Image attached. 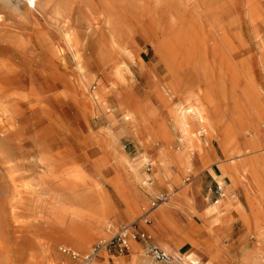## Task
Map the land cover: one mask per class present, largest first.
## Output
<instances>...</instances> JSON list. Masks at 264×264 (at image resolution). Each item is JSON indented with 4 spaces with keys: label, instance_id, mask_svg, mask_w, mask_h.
Here are the masks:
<instances>
[{
    "label": "rangeland",
    "instance_id": "obj_1",
    "mask_svg": "<svg viewBox=\"0 0 264 264\" xmlns=\"http://www.w3.org/2000/svg\"><path fill=\"white\" fill-rule=\"evenodd\" d=\"M110 37L118 52L110 49ZM263 66L264 0H0V264H68L61 248L86 253L170 196L169 229L178 230L184 219L190 229L198 217V231L211 235L207 213L221 191L209 169L226 163L218 129L237 124L236 105L248 118H260L247 76L264 107ZM169 87L177 89L170 93ZM203 92L209 99L197 102L216 130L208 141L199 134L209 161L202 164L196 155L190 171H176L169 156L156 158L162 146L170 155L180 146L168 110L182 96L196 102ZM126 113L136 117L129 127ZM161 121L172 139L148 147L145 139ZM243 133L248 140L253 135ZM122 155L153 188L151 194L146 183L135 185L145 196L130 220L110 184L123 170ZM254 155L264 162V149ZM157 170L165 174L163 183ZM234 192L244 203L242 190ZM242 235L235 230L218 244L226 253L250 250L253 237ZM190 238L179 245H191ZM178 240L163 241L176 246ZM215 242L202 244L214 252ZM99 257L109 256L101 253L91 264H106Z\"/></svg>",
    "mask_w": 264,
    "mask_h": 264
},
{
    "label": "bare ground",
    "instance_id": "obj_2",
    "mask_svg": "<svg viewBox=\"0 0 264 264\" xmlns=\"http://www.w3.org/2000/svg\"><path fill=\"white\" fill-rule=\"evenodd\" d=\"M225 45L227 49H230L232 52H234L233 47H231V45L227 41L225 42ZM110 49L114 51L113 53H115L116 51L118 52L119 44L114 37H110ZM247 80H248L247 83L251 87L255 97L261 100L262 96L258 92V90L255 88V86L253 85L250 75L247 76ZM179 85H181V83H179ZM169 88L171 90L170 93L171 92L174 93L175 90L177 89L176 88L174 90L173 87H169ZM167 89L166 88L162 89V91L165 92L166 96H169L171 94L168 93ZM259 91H261V89ZM179 93H182V92H179ZM197 97L198 96L195 97L196 102H190V101L185 100L184 97L182 96V98H179L178 103H176V105L169 108L168 119L171 123L173 135H174L172 136V138L175 137V139L178 140V142L180 143V146L178 147L177 152L173 151L172 153V151H170L172 153L171 155L167 153L166 147L162 146L160 148L161 151L159 152L158 150L159 155L156 156L157 160L159 161L165 159L166 156H169V160H170L169 163L176 167V171H180L183 173L190 171V166L192 164L191 161L196 155L199 156L200 163L202 164L208 163L209 160L202 150L203 149L202 143L204 142V140L202 141V139L200 138V135L203 134L205 139L208 141L213 136V133L216 132V130L214 129L215 127H213L209 119L205 117L204 105L202 103L200 104L197 102V100L201 101L203 99L206 100V98L209 99L210 96L208 97L207 93L203 92L202 98L201 97L197 98ZM257 99H256V103H257L258 108L255 107L256 109L255 111H257L260 117L258 118V120H255L254 117L248 118L249 116L248 117L245 116V113L241 110V108L238 105H236V107L233 108V110H235V114L237 117L236 120L234 121H236L237 124L233 126L231 128L232 130L230 131H229V128H228V131L226 132L218 129L219 131V134H218L219 136L217 140L218 146L220 148V151L226 163H223L222 165L218 164L217 169L216 168L209 169L212 175L218 179V185L221 191L218 200L216 199L217 202L215 203V207H214V211L216 212V215L219 216L221 214L220 209L223 204L225 206L226 205L228 206L227 210L230 215V220L226 224L223 225V228L225 229V227H228L229 223L232 224L233 219H237L240 221L243 232L245 231V233L242 235V238H244L247 235H251L255 242V245L250 250L243 248L240 252H236L237 264H264V162L261 159V155L260 157H257L254 155L257 150L264 149V132H263L264 125H262L263 127H261L262 130L261 128L258 127L259 120L264 121V107L260 106V103L258 102ZM141 113H142V110H141ZM150 118L151 117H149V119ZM133 119L136 120V117L129 115L128 113L124 114V122L127 125V127L130 126V123L131 121L133 122ZM194 124L197 127H199L198 129L199 132H194L192 130V125ZM247 125L249 126V129L245 130L244 126H247ZM145 130L147 131V129ZM243 131H245L247 135L249 133H252L253 135L251 136V139L249 140L245 139ZM153 133H154L153 136L149 137L148 139L147 138L145 139L148 144V147L152 145L155 146L153 143H156L159 138L163 140V143L164 142L167 143L166 141H168L169 139H172L167 127L162 121L158 122L157 129ZM204 144L206 145L205 142ZM122 160H123L122 161L123 170L121 169L120 171H118V175L111 180L110 184L113 188L114 193L117 195V197L122 202L125 203L126 205L125 216L128 218V220H130L135 214L138 213L137 211L138 205L140 204V202L143 200V197L145 196V195L143 196V193L140 192V190L136 189L135 185L139 183L141 184L146 183L147 185H149L150 186L149 188H145V193L153 194V191H152L153 188L151 186L152 184H150L151 182H148L147 180L145 182L143 181L147 176L142 177V175L139 174L135 170L136 167L134 168L132 164H130V161L127 160V158L123 155H122ZM169 170L174 175V172L170 168ZM128 175H130V179L132 178V181L128 180L129 179ZM164 175L165 174L162 171L160 170L156 171L155 176L159 183H163L164 178H165ZM174 180L177 181L176 175H174ZM239 188L242 190L244 203L238 200L239 199L238 195H236L234 192L235 189H239ZM173 201L174 199L170 196L169 199L167 198V200L161 202L160 205L158 204L159 206L157 208L151 210L152 212L151 219H153V223H154V226L152 227L151 231L157 238V241H159V243L161 244L162 248L161 247L159 248L163 249L164 251H166L167 253L171 255L172 253H170L167 250L169 249L170 251L173 252V254L175 253L176 255H178L181 262L184 264H217L219 263L218 261H220L221 257L219 259L218 250H217L219 239H216L218 238L216 235L217 233L220 232V230L219 231L212 230L211 232V235L213 236V238H215L214 240L216 241L215 242L216 247H215L214 252H211L208 250V248L211 245L208 248H205L203 245L204 243L202 242L203 243L202 244L196 239L195 237L196 234H194L193 238H192V235H185V237H187L188 239L191 236L190 238L192 241L191 245L194 248H198L199 250H201L203 253L207 255L208 258L206 262H201L200 257L194 251H187L185 253L179 254L178 253L179 251L176 248H173L171 245H169L168 243L164 242L161 239L162 234H163V228L165 225L163 222L164 220L163 207L164 206L166 207V205L171 206ZM184 201L186 202V199H184ZM142 202H144V200ZM189 203L191 202L189 201ZM188 207L189 206H187V208ZM193 212H189L188 214L189 215L195 214ZM190 229L193 231L192 232L193 234L194 232L196 233L199 228L194 224V222H191ZM151 238H152V235H151ZM186 242H188V240ZM72 246L75 250H78V251L83 250V247L80 242H73ZM67 250H70L77 254H83V253H78L68 248ZM48 262H50V260H48Z\"/></svg>",
    "mask_w": 264,
    "mask_h": 264
},
{
    "label": "crops",
    "instance_id": "obj_3",
    "mask_svg": "<svg viewBox=\"0 0 264 264\" xmlns=\"http://www.w3.org/2000/svg\"><path fill=\"white\" fill-rule=\"evenodd\" d=\"M209 174H210V176H213L211 172ZM215 203H213V206L211 207V211H209L207 214H208V217L211 219V227L213 226L212 230L219 231V230H221V228L223 227V225L228 222V221H226L225 218L226 217H230V215H229L228 210H227L228 206L227 205L225 206L223 204L221 206V208H223V210H221V212H220L221 214L219 216H217L216 215V212L214 211ZM168 206H170V205H166L167 208L165 206L163 207V211H164L163 212V215H164L163 222L165 224L164 225V228H163V234H162L164 236L163 240L169 242L170 244H174L173 242L175 240H178L179 239L177 241L176 246H174V245L172 246L173 248H176L179 251V252L177 251L179 254L185 253L187 251H194L200 257V259H202L201 257L205 258V260H203V262H206L208 257L201 250H198V249L194 248L188 242H184V243H182V244L179 245V241H182L180 239H183V236H185V235H192V232L193 231L191 229H189V228H183V224H185V222H184L185 219L182 222V224H180V227H178V230H175L174 231V230L169 229L167 227L166 212H165V210L168 209ZM204 209L205 208H203L202 211L200 210L199 211V214H197V215L198 216L199 215H202V213H204V211L207 210V209H205V210ZM151 213L152 212L150 211L149 214H148V218L149 217L151 218ZM151 222H152V219H151ZM195 223H196V225H200V221H199V218L198 217L195 218ZM236 223H238L237 229L235 228V224ZM146 230L148 232H150V230H152L151 224H149L148 226H146ZM235 230H237L238 233H240V236L242 235V231H241V228H240V221L237 220V219H233L232 220V224L229 223V226L228 227H225L224 231H221V233L219 232L220 234L217 233L216 236L218 238H216V239H219V240L220 239H223L224 236L230 235L231 233L235 232ZM202 232L204 233V236H203V234L200 236V234ZM195 234H196L195 235L196 239L199 242H201V243L204 242V241H208L209 243L212 244L213 241H214V239H215V238H213L212 235L208 234V232L206 230H204L203 228H202V230H199ZM150 242H151V244H153L155 246L161 247V244L159 243V241L154 240V238L151 239ZM217 246H218L217 247L218 248L217 250H218L219 259L221 257V259H220L221 263H220V261H218L219 263H217V264H231V262H232V264H237V261H236V259H237L236 253L233 254L232 253L233 251L230 250V251H227V253L229 252V254H227L225 252V250L223 249V247H221L219 244ZM144 247H145V244L142 243V242H139V241H131L130 244H129L128 249L125 252H123L121 254H113V255L109 256L108 258H106V259H103L102 257H99L97 260L100 261V262H104L105 261L106 264H161L159 262L154 261L150 257V255L146 252V250H145ZM219 251H221V252H219ZM171 255L173 257V263L172 264H184V263L181 262V260H180V258H179L178 255H173V254H171ZM233 255H235L236 257L233 256Z\"/></svg>",
    "mask_w": 264,
    "mask_h": 264
},
{
    "label": "built area",
    "instance_id": "obj_4",
    "mask_svg": "<svg viewBox=\"0 0 264 264\" xmlns=\"http://www.w3.org/2000/svg\"><path fill=\"white\" fill-rule=\"evenodd\" d=\"M164 199L162 198L161 202ZM155 206V203H152L150 208L143 209V214L138 221L121 223L109 238L98 240L86 253L77 254L65 248L60 250L68 256V264H91L101 253H106L108 256L121 254L128 249L131 241H139L145 244L146 252L154 261L161 264H172L173 257L163 249L151 244V235L146 230V226L150 224L148 214Z\"/></svg>",
    "mask_w": 264,
    "mask_h": 264
}]
</instances>
